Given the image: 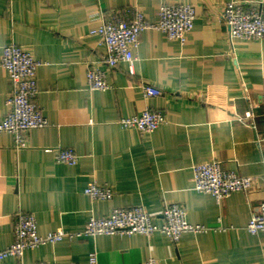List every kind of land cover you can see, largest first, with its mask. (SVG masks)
I'll return each mask as SVG.
<instances>
[{
  "label": "crops",
  "instance_id": "crops-1",
  "mask_svg": "<svg viewBox=\"0 0 264 264\" xmlns=\"http://www.w3.org/2000/svg\"><path fill=\"white\" fill-rule=\"evenodd\" d=\"M228 2L264 0H0V60L8 43L40 62L36 103L49 125L26 132L15 147L11 133L0 135V250L14 242L15 214L31 213L38 233L81 231L92 216L114 208L143 206L157 224L167 202L185 206L189 222L208 229L186 232L174 243L163 232L63 239L25 250L0 264H264V231L247 224L264 201V39L230 38L221 18ZM163 4H191L193 29L184 43L146 29L135 50V74L127 63L109 68L105 47L92 31L114 10L132 8L158 22ZM105 72L111 88L90 90L87 71ZM162 90L146 97L142 84ZM11 88L0 63V121ZM151 108L167 121L141 134L122 118ZM254 114L251 121L237 116ZM57 148H72L75 165L56 160ZM52 149V150H50ZM211 158L225 170L259 179L250 193L235 192L219 203L194 189L196 164ZM92 182L111 186L114 196L94 200Z\"/></svg>",
  "mask_w": 264,
  "mask_h": 264
},
{
  "label": "built area",
  "instance_id": "built-area-1",
  "mask_svg": "<svg viewBox=\"0 0 264 264\" xmlns=\"http://www.w3.org/2000/svg\"><path fill=\"white\" fill-rule=\"evenodd\" d=\"M158 15L159 20L155 23L149 21L143 12H135L132 8L114 10L108 16L104 14L101 25L92 31L93 34L100 36L105 47L102 62L109 68L127 63L129 73L134 75L135 50L140 45L144 30L156 29L166 33L168 38L184 43L197 17L195 7L191 4H163L159 8ZM221 18L229 28L231 39H264L262 6L228 2L221 12ZM0 63L11 78V88L6 99L8 112L0 121V135L11 133L15 139V147L19 149L26 146L27 131L49 125L36 103L38 95L36 75L40 62L29 51L11 42L3 46ZM86 76L90 90L106 91L111 88L105 72L99 68H89ZM142 90L146 97L160 96L163 93L161 89L149 83H143ZM236 119L251 121L254 124L252 112L248 116H237ZM166 121L164 112L146 108L138 115L122 118L120 124L126 128H136L141 134H147L155 131ZM79 159V154L72 148L56 149V160L60 163L75 165ZM193 182L195 190L211 194L220 203L222 199L235 192L250 193L258 186L259 179L242 176L234 170H225L219 160L211 158L194 166ZM84 192L94 200H107L114 196L111 186L96 182L90 183ZM162 218V222L157 224L143 206L118 207L107 216H92L81 231L69 232L60 228L41 236L38 233L35 216L19 210L15 214L14 242L6 249L0 250V261L12 256L21 258L28 248H36L66 238L73 240L99 235L136 233L151 236L155 232H163L177 243L186 232H203L208 229L204 225L189 222L185 206L178 202L165 203ZM247 230L252 234L264 231V201L259 204L249 220ZM89 264H98L95 253L90 254ZM138 264H159V262L155 258H149Z\"/></svg>",
  "mask_w": 264,
  "mask_h": 264
}]
</instances>
